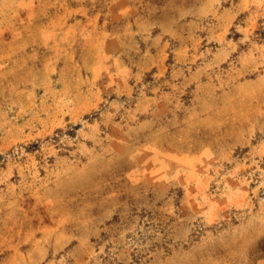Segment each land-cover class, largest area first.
Returning a JSON list of instances; mask_svg holds the SVG:
<instances>
[{"label": "rangeland", "instance_id": "obj_1", "mask_svg": "<svg viewBox=\"0 0 264 264\" xmlns=\"http://www.w3.org/2000/svg\"><path fill=\"white\" fill-rule=\"evenodd\" d=\"M0 264H264V0H0Z\"/></svg>", "mask_w": 264, "mask_h": 264}]
</instances>
